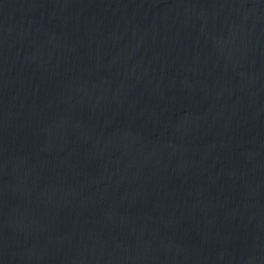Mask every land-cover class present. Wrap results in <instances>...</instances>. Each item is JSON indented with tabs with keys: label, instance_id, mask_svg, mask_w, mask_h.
Returning <instances> with one entry per match:
<instances>
[{
	"label": "water",
	"instance_id": "95a60500",
	"mask_svg": "<svg viewBox=\"0 0 264 264\" xmlns=\"http://www.w3.org/2000/svg\"><path fill=\"white\" fill-rule=\"evenodd\" d=\"M0 264H264V0H0Z\"/></svg>",
	"mask_w": 264,
	"mask_h": 264
}]
</instances>
